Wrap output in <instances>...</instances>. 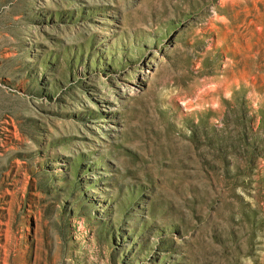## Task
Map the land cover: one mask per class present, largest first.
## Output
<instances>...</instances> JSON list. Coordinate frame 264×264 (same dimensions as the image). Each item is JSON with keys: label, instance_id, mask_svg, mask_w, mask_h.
<instances>
[{"label": "rangeland", "instance_id": "obj_1", "mask_svg": "<svg viewBox=\"0 0 264 264\" xmlns=\"http://www.w3.org/2000/svg\"><path fill=\"white\" fill-rule=\"evenodd\" d=\"M0 264H264V0H0Z\"/></svg>", "mask_w": 264, "mask_h": 264}]
</instances>
